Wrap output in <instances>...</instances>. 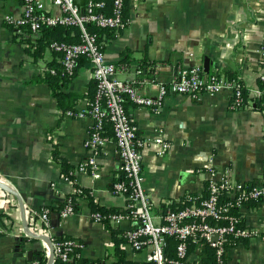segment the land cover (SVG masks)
<instances>
[{
  "label": "crops",
  "instance_id": "1",
  "mask_svg": "<svg viewBox=\"0 0 264 264\" xmlns=\"http://www.w3.org/2000/svg\"><path fill=\"white\" fill-rule=\"evenodd\" d=\"M45 3L48 13H59L51 0ZM7 13L21 15L22 0H5L0 7V182L20 195L28 229L18 198L8 192L17 201L18 230L0 211V264H28L38 252L47 255L49 244L38 236L52 241L74 238L81 245L79 258L89 264H118L117 241L108 226L121 232L119 238L127 237L138 225L132 216L108 226L100 223L91 216L94 210L86 196L78 197L76 212L61 216L77 187L87 188L96 204L129 214L127 197L113 192L122 170L110 127L109 140L96 157L100 177L82 172H75L71 180L63 177L66 172L59 157L70 173L90 154L86 140L94 121L77 114L96 96L92 67L83 62L63 89L79 95L70 110L75 115H69L59 107L49 85L38 80L49 63H60V57L48 47L35 62L26 45L15 38L14 29L5 24ZM125 14L127 25L103 30L101 41L107 60L118 66L117 76L133 81L142 94L157 96L160 84L170 83L183 67L198 65L205 70L208 57L207 74L235 73L251 90L249 100L256 98L264 69V0H126ZM126 108L139 137L151 141L143 150L142 179L156 223L164 222L166 211L181 207L185 196L205 198L211 168L235 181L264 182V108L234 109L228 92L205 93L196 100L170 94L161 110L129 101ZM158 137L171 145L162 155L154 142ZM45 210L50 211L47 230L40 220ZM243 219L259 235L229 247L228 264H264V202L248 205ZM120 246L125 262H143L152 250L150 243L136 250L128 240ZM205 253L194 244L190 260H204Z\"/></svg>",
  "mask_w": 264,
  "mask_h": 264
},
{
  "label": "built area",
  "instance_id": "2",
  "mask_svg": "<svg viewBox=\"0 0 264 264\" xmlns=\"http://www.w3.org/2000/svg\"><path fill=\"white\" fill-rule=\"evenodd\" d=\"M4 3L5 0H0V7ZM22 3L21 15L7 13L3 18L5 24L13 28L16 34H23L28 30L33 38H38L44 26L60 25L77 27L81 31L80 42L55 41L50 45L52 50L61 54L62 68L68 75L75 74L80 59H86L92 67L96 84L94 100L77 114L78 117L89 115L94 121L86 140L90 154L77 168L63 177L71 180L75 172L100 177V166L96 157L109 140L110 127L120 154L122 170V176L115 182L113 192L127 197L129 214L117 211L104 214L97 211L91 216L100 223L106 220L117 223L125 216H132L138 225L127 232L128 242L136 250L143 248L146 243L152 245L145 261L123 264H228L229 242H241L259 235L258 230L243 223V210L252 203L264 202V182L251 184L235 181L211 168L207 196L202 199L189 196L187 204L166 211L164 222L156 223L153 202L144 188L142 179L143 150L151 141L139 137L138 126L130 117L126 102L161 110L165 98L170 94L186 95L196 100L205 93L228 92L232 96L234 109L255 108V99L249 100L251 90L245 95L247 87L238 79H229L216 73L207 74L203 67L195 65L181 68L177 77L170 83L162 82L157 96L142 94L133 81L117 76L118 66L107 60L103 42L88 28L90 24L103 29L124 28L128 22L125 16L126 0H87L84 4L76 0H51L52 6L58 8L59 13H48L45 0H22ZM259 80L264 82V69L259 73ZM255 94L256 98L264 96V89L259 86ZM68 114L75 115L72 111ZM154 142L160 146L161 155L171 147L170 143L161 137L156 138ZM1 192L0 211L5 213L9 226L18 230L17 222L14 221L17 201L7 191ZM77 192L81 193L76 188L74 194ZM235 210L240 215H236ZM74 212L76 208L69 197L61 210V216L65 218ZM40 220L41 227L47 230L50 227V211L45 210L40 215ZM214 235H217V239L213 238ZM170 237L178 241L175 259H169L165 251ZM191 243L204 249L206 246L211 247L214 250V262H205L201 257L190 260L188 250ZM80 247V243L70 237L53 241L54 257L51 264H78L75 259L79 257L77 251ZM207 255L206 249L205 256ZM46 257L49 260L50 250ZM28 264L40 262L35 259Z\"/></svg>",
  "mask_w": 264,
  "mask_h": 264
},
{
  "label": "trees",
  "instance_id": "3",
  "mask_svg": "<svg viewBox=\"0 0 264 264\" xmlns=\"http://www.w3.org/2000/svg\"><path fill=\"white\" fill-rule=\"evenodd\" d=\"M108 1V0H107ZM111 2V1H108ZM126 16V14H125ZM89 30L92 32L96 33L99 38L101 39V35L103 33V28L97 27L93 24L88 25ZM15 38L19 40V42H22L23 44L26 45L27 47V52L32 56L33 60L35 62L39 61L41 58L44 56V52L47 50L48 47H50L51 43L55 41L59 42H68V43H76L80 42L82 40L81 36V31L77 27H70V26H44L40 30V36L38 38H33L32 34L30 31L26 30L23 34H16ZM59 57H61V54L59 52L54 51ZM86 62V59L82 58L79 61V64L77 68L83 63ZM75 71L74 75H68L65 73V71L62 68L61 60L60 63H49V70L45 72V75L40 76L38 80H42L43 82L47 83L50 87L51 93L53 96L57 99L59 107L64 111H70L74 109V106L77 103V100L79 98V95L76 93H65L64 88L69 85L73 77L77 73V69ZM216 73V72H215ZM213 74V73H211ZM220 74V73H216ZM224 75L229 78V79H238L239 82L245 84L242 79L237 77L235 73H232L230 71H227L224 73ZM260 87L264 89V82L259 80ZM248 92V88L245 89V95ZM256 100V107L254 109L261 110L263 109L264 105V96H260L255 98ZM55 155H58L57 152H55ZM59 161L62 163L64 167V171L66 172L65 174H69L70 168L67 162L59 157ZM73 178V176H72ZM78 190L81 191V193L77 192L76 194L69 196L71 198L72 203L75 205V208H77L78 205V197H83L86 196L88 199H90V203L93 206L94 212H102V213H108V212H116L117 210L115 208L108 209L106 207L100 206L94 202V199L92 196L89 194V190L87 188H82V187H77ZM187 199V196L184 197ZM188 201L185 200L184 203L181 205L184 206L187 204ZM253 204V203H252ZM65 205V203H64ZM63 205V207H64ZM251 205V204H250ZM62 207V208H63ZM234 213V210H233ZM236 215H240V213L236 212ZM110 221L106 220L104 223L107 225ZM244 223V219H243ZM108 226V225H107ZM111 231L113 236L115 237V240L117 241V246H116V254L118 255V264H123L126 263L124 260V249L120 246V242L128 240L126 236L123 235V237L119 238V235L121 232H118L115 228H111L108 226ZM64 238H67L66 236L62 237H55L53 241H61ZM239 242V241H238ZM238 242L236 240L229 242L227 245L229 247L236 245ZM178 241L174 237H170L168 239V244L165 249L167 256L169 259H175L176 258V247H177ZM194 249V244L191 243L189 245V253ZM208 255L204 258L205 262H214V250L211 247L206 246ZM79 253V249L77 251ZM37 260H39L40 264H46L48 263V259L46 257V252H38L37 253ZM36 257L33 259L35 260ZM75 263L78 264H89L87 261H85L83 258L77 257L75 259ZM172 264V263H168Z\"/></svg>",
  "mask_w": 264,
  "mask_h": 264
},
{
  "label": "water",
  "instance_id": "4",
  "mask_svg": "<svg viewBox=\"0 0 264 264\" xmlns=\"http://www.w3.org/2000/svg\"><path fill=\"white\" fill-rule=\"evenodd\" d=\"M209 65H210V59L208 57H205V70H206V72H209ZM0 188L5 190V191H7V192H9V193H11V194H14L18 198L19 206L22 208V212H23L24 227L28 229V222H27L26 216H25V208L23 206V201H22L20 195L14 189H12L11 187L7 186L3 182H0ZM38 237L41 238V239L47 240V242L49 244L50 258H49L47 264H51V262L53 261V257H54L53 241H52V239L49 236H38ZM213 238L217 239V235H214ZM33 259H31V260H33Z\"/></svg>",
  "mask_w": 264,
  "mask_h": 264
}]
</instances>
